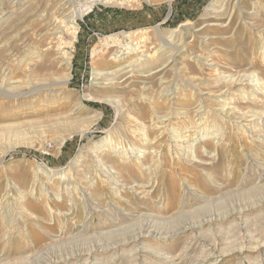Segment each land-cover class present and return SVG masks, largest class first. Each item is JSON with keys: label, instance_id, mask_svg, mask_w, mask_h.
I'll list each match as a JSON object with an SVG mask.
<instances>
[{"label": "rangeland", "instance_id": "374dc122", "mask_svg": "<svg viewBox=\"0 0 264 264\" xmlns=\"http://www.w3.org/2000/svg\"><path fill=\"white\" fill-rule=\"evenodd\" d=\"M2 1L0 12L20 6L21 16L13 20L14 26L13 21L0 24V69L5 67L8 75L0 74L5 82L0 84V264H83L87 254L100 247L96 264H203L206 257L211 264H252L257 253L249 250L264 242V204L259 203L264 181L254 195L242 196L238 189L256 188L264 173V0H224L219 15L211 17L204 15L211 0ZM61 3L68 16L60 15L62 32L43 34L41 15H57ZM73 17L75 35L69 31ZM146 29L145 41L126 36ZM172 29H177L173 40L158 38V32L169 34ZM35 50L42 51L41 57L32 59L37 54L30 52ZM164 53L166 60L160 65L154 61L144 73L154 78L167 71L168 82L155 80L147 95L140 93L138 82L117 89L96 79L95 72L116 69L126 59ZM42 62L49 65L39 71ZM245 73L256 74L252 77L256 86L231 82ZM9 77L21 80L11 83ZM258 87L263 93L255 96L250 90ZM115 95L121 102L118 110L109 100ZM25 96L28 100L22 101ZM179 110L184 113L180 118L175 114ZM159 113L173 117L158 141L162 147L154 160L148 140L155 136ZM197 117L207 121L204 132L200 124L192 127L201 121ZM177 132L189 139L183 143L188 147L175 148ZM105 137L112 146L102 154ZM109 153H125L133 166L149 157L143 168H150L153 180L149 182L145 171L132 175L116 167L107 159ZM205 154L215 157L209 160ZM101 158L107 165H100ZM201 159L212 164L198 162ZM110 170L129 185L137 184L138 190L115 184L108 177ZM143 184L149 193L143 192ZM249 204L255 210L245 218L239 213ZM117 210L129 213L133 225L126 224L123 235L106 236V241L97 234L99 226L107 219L105 214L116 215ZM231 213L235 216L222 225L198 227L200 220ZM147 231L166 237L160 252L142 250L136 237ZM257 263L263 264L264 258Z\"/></svg>", "mask_w": 264, "mask_h": 264}, {"label": "bare ground", "instance_id": "6f19581e", "mask_svg": "<svg viewBox=\"0 0 264 264\" xmlns=\"http://www.w3.org/2000/svg\"><path fill=\"white\" fill-rule=\"evenodd\" d=\"M3 1H5V0H3ZM2 1V2H3ZM103 3H106V2H109V3H112V2H119V3H123V0H101ZM148 1H151V0H148ZM223 2H224V0H211L210 2H209V4L205 7V13H204V15H206L207 17H211V15L213 16V14L214 15H216V16H218L219 15V13L221 12V10H220V8L222 7V5H223ZM42 3V2H41ZM66 3V2H65ZM149 3H151V2H149ZM19 5L20 3H19V1H17L16 2V5ZM39 5V4H38ZM43 6H45V5H43ZM42 6V7H43ZM15 6H11L10 8H6V9H2V11L0 12V24L1 23H3V22H11V21H15V19L16 18H18L19 19V15L21 14H19V12L17 13V11L20 9V6H16L15 8H14ZM32 7H34L33 5H32ZM37 7V6H36ZM39 7H40V5H39ZM14 8V9H13ZM38 8V7H37ZM31 9V8H30ZM40 9V8H39ZM87 9V8H86ZM1 10V9H0ZM65 10H66V6H65V4H64V6H62V3H61V7L58 9V10H56V14L57 15H50L49 13L48 14H45V15H41V18H42V22H43V24L45 25V27L44 28H42V30H41V32H43V34L45 33V35H46V33L48 34V35H55V34H57V33H60V32H62V28H61V26H60V24H61V21H59V18L61 17L60 15H62V17H66V18H68V16H67V13H64L65 12ZM84 10V9H83ZM21 11H22V9H21ZM32 11V10H31ZM35 11V10H34ZM85 11V10H84ZM84 11H82L81 13H79V14H77V16L78 17H82L83 15H84ZM48 12V11H47ZM25 13V12H24ZM35 13V12H34ZM40 13H42V12H40ZM39 13V14H40ZM36 14V13H35ZM223 14V13H222ZM221 14V15H222ZM27 15V14H26ZM226 15V14H225ZM21 16V15H20ZM28 16H29V13H28ZM223 16V15H222ZM27 17V16H26ZM25 17V18H26ZM34 17V16H33ZM39 17H40V15H39ZM220 17V16H219ZM218 17V18H219ZM21 18V17H20ZM36 18V17H35ZM34 19V18H33ZM223 19V18H222ZM21 20V19H20ZM27 20V19H26ZM26 20H24V21H26ZM29 21H30V18L28 19ZM14 21H13V26H14ZM17 21V20H16ZM36 21V20H35ZM38 21H40V19L38 20ZM72 22L73 23V25L70 27L71 29H69V31H71V33H73L74 35L77 33V29H78V26H77V20L73 17L72 19H69L68 20V22ZM20 22V21H19ZM27 22V21H26ZM41 22V23H42ZM65 22H67V20L65 19ZM28 24H29V22H27ZM26 23V24H27ZM16 25H17V22H16ZM212 25V24H211ZM217 25V24H216ZM23 26V25H22ZM42 26V25H41ZM12 27V26H11ZM9 28V27H8ZM25 28V27H24ZM6 29V28H5ZM66 30V29H65ZM157 30H159V29H157ZM176 30L177 29H172V30H170V33L168 34V32H167V34H165V33H163V32H158V38H160V39H162V41H163V39L165 38L166 40L167 39H171V40H173L176 36H177V34H176V36L174 35L173 36V34L176 32ZM199 30V29H198ZM147 31V29L144 31H139V32H134V33H127L126 34V36H135V35H137V37H136V39H133V40H137V43H139V42H142V41H145V40H147V39H149L148 37H145L144 35H143V33H145ZM22 32V31H21ZM141 32V33H140ZM133 34V35H132ZM146 34V33H145ZM18 37V36H17ZM116 37V36H115ZM41 38V37H40ZM109 38H113L114 39V37H109ZM38 40V39H37ZM115 41V40H114ZM105 42V41H104ZM107 42V41H106ZM117 42H118V40H117ZM120 42V41H119ZM170 42H172V41H170ZM18 44V43H17ZM17 44H15V45H17ZM111 44V43H110ZM118 44V43H117ZM174 44V43H173ZM27 45V44H26ZM141 45V44H140ZM159 46V45H158ZM19 47V46H18ZM28 47V46H27ZM141 47V46H140ZM139 47V48H140ZM180 47V46H179ZM24 48V47H23ZM26 48V47H25ZM162 48V47H161ZM16 49V48H15ZM35 49V48H34ZM20 50V49H19ZM27 50V49H26ZM24 51V50H23ZM15 52V51H14ZM19 52V51H18ZM24 52H22L21 51V54H23ZM41 53H42V51L40 52V51H33V52H30V54L32 55H35V54H37V55H35L34 57H32V59H34V58H37V57H41ZM48 53V52H47ZM167 53V52H166ZM166 53H164V54H160L159 56H157L156 58L154 57H150V56H148V57H139V58H136L135 60H131V61H128V62H126L127 61V59H126V61H123L124 63H121L119 66H118V68H116V69H113V70H111V71H108V72H104V71H101V72H95V74H96V76H97V78L96 79H98V80H101V81H104L105 82V84H107V85H109V84H111L110 86H108V88L110 87V88H125V87H127L128 88V86H130L133 82H138L139 84V89H140V91H142V92H140L141 94H144V93H146V95L148 94V93H150L151 92V90H153V87H154V81L156 80H158L159 81V84H164V83H167L168 81L166 80V78L164 77L165 76V74H166V72L167 71H165L162 75L161 74H159V75H156L154 78H152V77H149L150 76V74H147V73H144V72H146V70H149L150 68H151V66H152V64L154 63V61H158V65H160L163 61H165V60H163V58H164V56L166 55ZM14 54V53H13ZM19 54V53H18ZM20 54V55H21ZM24 55V54H23ZM23 55L22 56H20L21 57V59L23 58ZM143 55V54H142ZM146 55V54H145ZM168 55H170V54H168ZM14 56V55H13ZM19 56V55H18ZM25 56H27V55H25ZM144 56V55H143ZM44 57V56H43ZM42 57V58H43ZM170 57V56H169ZM119 58V57H118ZM143 58V59H142ZM121 59V58H120ZM155 59V60H154ZM9 60V59H8ZM20 60V59H19ZM163 60V61H162ZM21 61V60H20ZM26 61V60H25ZM22 62H23V60H22ZM29 62V61H28ZM52 62H53V60H52ZM60 62V61H59ZM126 62V63H125ZM11 63V62H10ZM10 63H8V65L10 64ZM58 63V62H57ZM22 64V63H21ZM29 64H31V62L29 63ZM61 64V63H60ZM12 65H14L13 63H12ZM47 65H49L48 64V62H42L39 66H38V68H37V70H44V69H46V67H48ZM169 65V64H168ZM212 65V64H211ZM28 66V65H27ZM114 66H116V65H114ZM9 67V66H8ZM166 67V66H165ZM1 68H2V66H1ZM5 68V67H4ZM3 68V69H4ZM15 68V67H14ZM63 68V70H66L67 68L65 67V66H63L62 67ZM3 69H0V74H2L3 76H5L6 77V75L7 74H5V73H7V72H5V70H3ZM34 70V69H33ZM162 70H164V67L161 69H158L157 71H154V72H160V71H162ZM10 71H13V69L11 68V70ZM22 71V70H21ZM41 71V72H42ZM34 72V71H33ZM36 72H38V71H36ZM148 72V71H147ZM256 72V71H255ZM186 73V72H185ZM9 74V73H8ZM10 74H11V72H10ZM24 74V73H23ZM65 74V76H64V80H63V82L65 83V84H67L68 83V80H69V72H66V73H64ZM126 75V76H125ZM253 75H256V74H252V73H245V74H242V75H239V76H236L235 78H233V79H231V77H230V79H231V82H236V84H242V85H247V86H250V87H253L252 85H255V83H253ZM8 76V75H7ZM10 76H12V75H10ZM34 76H36V75H34ZM123 76H125L123 79H121ZM137 76H138V79H137ZM139 77H140V79H139ZM0 78H2L1 76H0ZM4 78V77H3ZM32 78V77H31ZM174 78V77H173ZM7 79H9L8 81L9 82H11V83H19V81L21 80H17V79H15V80H13V78H12V80H11V78L9 77V78H7ZM19 79V78H18ZM121 79V80H120ZM3 80V79H2ZM257 80H262L261 78H260V75L258 76L257 75ZM207 81V80H206ZM1 82L2 83H5V82H3V81H1L0 80V84H1ZM22 82V81H21ZM100 82V81H99ZM100 83H103V82H100ZM125 83V84H124ZM195 83V82H194ZM216 83V82H215ZM104 84V83H103ZM104 84V85H105ZM118 84H120V85H118ZM124 84V85H123ZM184 84V83H183ZM235 84V85H236ZM4 85V84H3ZM10 85V84H9ZM13 85V84H12ZM21 85H23L24 86V84H21ZM100 85H102V84H100ZM135 85V84H134ZM180 85V84H179ZM257 85V84H256ZM255 85V86H256ZM10 87H11V85H10ZM18 86H12L11 88H17ZM104 87V86H103ZM166 87V86H165ZM180 87V86H179ZM194 87V86H193ZM197 87V86H196ZM20 88V87H19ZM25 88V87H24ZM105 88V87H104ZM189 88V87H188ZM5 89V88H4ZM166 89V88H165ZM164 89V90H165ZM262 89V87H258V88H253V90L251 89L250 91H252L253 93H254V95L256 96V95H260L261 93H263V92H259L260 90ZM264 89V88H263ZM22 90H23V87H22ZM27 90V89H26ZM25 90V91H26ZM31 90V89H30ZM110 90V89H109ZM123 90V89H122ZM121 91V90H120ZM199 91H200V89H199ZM16 92V91H15ZM111 92H114V90L113 89H111ZM119 92V91H118ZM211 92V91H210ZM24 94L25 93H27V92H23ZM121 93V92H120ZM129 93V92H128ZM173 93V92H172ZM206 93H208V92H206ZM11 94H14V93H11ZM21 94V93H20ZM108 94V93H107ZM19 95V94H18ZM122 95V94H121ZM140 95V94H139ZM175 95V94H174ZM173 95V96H174ZM16 96V95H15ZM22 96V95H21ZM140 96H142V95H140ZM144 96V95H143ZM211 96V95H210ZM26 98H24V100H22V101H26V100H28V98H27V96H25ZM120 97V96H119ZM220 97V96H219ZM117 98V96L115 95V96H111L110 97V101L112 102V104L116 107V109L118 110V108H119V105H121V104H119V100L118 99H116ZM132 98V97H131ZM142 98H144V97H142ZM141 98V99H142ZM146 98V97H145ZM31 100V99H30ZM107 100V99H106ZM121 100V99H120ZM145 101V100H144ZM20 102V101H19ZM34 102V101H33ZM148 102V101H147ZM262 102V101H261ZM78 103V102H77ZM121 103V102H120ZM228 103V102H227ZM230 103V102H229ZM78 105V104H77ZM227 105V104H226ZM228 106H229V104H228ZM229 108H230V111H231V109L232 110H234L233 112H235V108L234 107H228V110H229ZM173 110V109H172ZM227 110V112H225V113H230V111H228ZM168 111V110H167ZM195 112H200V111H194V113ZM202 112V111H201ZM249 112V111H248ZM247 112V113H248ZM168 113V112H167ZM158 114V116H157V120L154 122V128L156 129V131L155 130H153L154 131V133L152 134V136H154V137H152V138H150L149 140H148V142H150L151 144H152V154H151V156H149V157H151V159H156L159 155H160V150H161V147H162V144L160 145L159 143H158V141H159V139H161V136L163 135V133H164V131H166L169 127V125L171 126V119H172V117H170V115L169 114ZM197 113V114H198ZM244 113H246V112H244ZM243 113V114H244ZM252 114H251V116H253V117H256L255 118V120L257 119V117H258V114L256 113V112H251ZM259 113V112H258ZM96 114V113H95ZM174 114V113H173ZM175 114L176 115H178V118H180L179 116L181 115V114H184V113H182V112H180V110H179V112H175ZM250 114V113H249ZM129 115V114H128ZM240 115V114H239ZM242 116V115H241ZM174 117H176V116H174ZM235 118L237 119V120H239L241 117L239 116V117H237V116H235ZM201 119V121H199L198 123H194L193 125H192V127L193 128H196V126H197V124H200L201 125V127L203 128V129H201V131L203 130V132H204V129L205 128H207V121L206 120H204V117H203V119H202V117H200V118H198L197 117V121L198 120H200ZM130 121V120H129ZM233 121V120H232ZM241 122V121H240ZM34 123V122H33ZM28 124V123H27ZM137 125V124H136ZM140 126V125H139ZM41 127V126H40ZM140 127H142V126H140ZM151 127V126H150ZM175 128H177V127H175ZM174 128V129H175ZM144 129V128H143ZM142 129V130H143ZM171 129V128H170ZM134 130V135H136L137 136V130L136 129H133ZM169 130V129H168ZM124 131V130H123ZM144 131V130H143ZM176 131V130H175ZM180 131V129L178 130V132ZM141 132V131H140ZM139 132V133H140ZM177 132V135H174V140H173V142L174 143H177V144H175L174 146H175V148H177V149H179V148H182V147H188V146H184L183 145V143H186V142H188V138L186 137V135L185 134H181V133H178ZM171 133V132H170ZM129 135V134H128ZM133 135V136H134ZM20 137H21V135H19ZM24 137V136H23ZM19 138V137H18ZM25 138V137H24ZM29 138V137H28ZM18 140V139H17ZM23 140V139H22ZM28 140H31V139H28ZM25 142V141H24ZM156 142L160 145V146H158L157 144H156ZM103 143H105V146L104 145H102V146H100V150H102V154H103V152H104V154L106 153V150H108L109 148L107 147L111 142L110 141H108V139L105 137L104 138V140H103ZM109 143V144H108ZM163 143V142H162ZM18 144H21V143H18ZM11 145V144H10ZM26 145V144H25ZM183 145V146H182ZM16 146V145H15ZM110 146V145H109ZM112 146V145H111ZM110 146V147H111ZM139 147V146H138ZM115 147H113V149H114ZM159 149V150H158ZM7 150V149H6ZM11 150H12V148H11ZM190 151V150H189ZM193 152V151H192ZM194 152H196V151H194ZM6 153V152H5ZM190 153V152H189ZM1 154H3V153H1ZM108 154V153H107ZM110 155H109V158H107V159H109V161H111V162H113L112 164H114L116 167H118V168H122V169H124V170H126L127 172H129L130 174H135L137 171H145L144 170V168L143 167H145V165L148 163V158L149 157H145L144 159H142L141 161H140V163L138 164V165H132V164H130V163H128V160H130L129 159V157H127L126 156V154L125 153H119L118 155H116L115 153H109ZM210 154V153H209ZM212 154V153H211ZM95 155V154H94ZM97 155V154H96ZM198 155V154H197ZM101 156V155H100ZM205 156H207L208 158H209V160H211V159H213L215 156H212V155H208V154H205ZM100 158V157H99ZM104 158V157H103ZM106 158V157H105ZM154 159V160H155ZM158 159V158H157ZM156 159V160H157ZM192 159V158H191ZM194 159V158H193ZM216 159V158H215ZM97 160H98V158H97ZM100 161H101V163H100V165L102 164V166L103 165H107L106 164V162H104L103 161V159L101 158V159H99ZM104 160H106V159H104ZM195 161H197V160H195ZM2 162V161H1ZM1 162H0V164H1ZM198 162H200V163H202V164H205V165H211L212 164V162L210 163V162H208V161H202V159L201 160H199ZM98 165H99V163H97ZM136 164V163H135ZM85 165V164H84ZM110 166V165H109ZM99 167V166H98ZM105 167V166H104ZM104 167H102V168H104ZM107 167V166H106ZM135 167V168H134ZM150 167V166H149ZM156 167V166H155ZM101 168V167H100ZM153 168V167H152ZM218 168V167H217ZM216 168V171L218 170ZM49 170H50V168H48ZM98 169V168H97ZM109 169H111V167L109 168ZM148 169H150V168H148L147 167V169H146V173L148 174V171H150V170H148ZM210 169V168H209ZM55 169H53V170H51V171H54ZM99 170V169H98ZM264 170V169H263ZM46 172H48V171H46ZM219 172V171H218ZM142 173V172H141ZM150 173V172H149ZM152 173V172H151ZM116 174H117V172H115V170L114 171H112V170H110L109 171V175H108V177H110V180H116V182H115V184H117V182H120L121 184H118L119 186H127L128 187V183L127 182H124L125 180L123 179L122 180V178H124V177H122L121 178V176H120V174L118 175V176H116ZM146 174V175H147ZM148 176H149V174H148ZM118 177H120L121 178V180L120 179H118ZM147 177V176H146ZM253 178V177H252ZM109 180V181H110ZM153 180V176L151 175V176H149V182H151ZM258 181L259 182H256L258 185L256 186V188H253L252 187V189H243L242 187L241 188H239L238 189V191H239V194L240 195H242V196H249V195H254V194H256V193H259V191H260V188L262 187L260 184H262V182L264 181V173H262L261 175H259L258 176ZM112 182V181H111ZM131 184L129 185V188L130 189H137L138 190V185L137 184H133L132 182H130ZM155 184V183H154ZM214 185V184H213ZM118 186V187H119ZM116 187H117V185H116ZM140 187V186H139ZM146 186H144V184H143V192L144 193H149V190L148 189H146L145 188ZM219 188V187H218ZM140 190V189H139ZM50 192V191H49ZM140 193V192H139ZM151 198V197H150ZM200 203H201V201H199ZM256 203H257V201H256ZM259 203H260V205H262V204H264V197H262L261 199H260V201H259ZM251 204H249V205H247L245 208H243V210H241L240 211V213L239 214H243V215H245L246 217L245 218H249V211H251V210H255L254 209V205H251ZM259 205V206H260ZM98 206V205H97ZM257 206V205H256ZM263 206V205H262ZM99 207V206H98ZM101 207V206H100ZM259 208V207H258ZM91 209V208H90ZM95 209V211L96 212H99V215H104L103 213L104 212H102L101 210L102 209H97L96 210V208H94ZM105 209V208H104ZM108 209V208H107ZM111 209V208H110ZM109 209V210H110ZM190 209V208H189ZM108 210V211H109ZM115 210V209H114ZM120 210V209H119ZM186 210V209H185ZM263 210V209H262ZM116 211V210H115ZM258 211V210H257ZM261 211V210H260ZM112 212V211H111ZM117 212H118V214H116V215H112V216H109V215H106L105 214V216H108V217H106L107 219L105 220V221H103V220H101V221H103L102 223H101V225L99 226V232L97 233V234H99V235H102L103 237L105 236V240L107 241V238H106V236H121V235H123V233H125V231H126V228H127V226H125L126 224H128V226L131 224V225H133L132 223H130V221L132 220V217H131V215L129 214V213H120L118 210H117ZM116 212V213H117ZM195 212V211H194ZM110 213V212H109ZM186 214V213H185ZM192 214V213H191ZM133 215V214H132ZM255 215V214H254ZM97 216H98V214H97ZM235 215H233L232 213L231 214H224V215H218V216H216L215 218H212V219H210V220H200L199 222H198V227H203L204 225H206V224H220V225H222V223L224 224V222L225 221H227V220H229L230 218H232V217H234ZM184 217V216H183ZM187 217V216H186ZM192 217V216H191ZM214 217V216H213ZM101 218V217H100ZM256 218V217H255ZM134 219V218H133ZM183 219V218H182ZM197 220V219H196ZM195 220V221H196ZM240 220V219H239ZM134 221V220H133ZM179 221V220H178ZM194 223V222H193ZM226 223V222H225ZM231 224V223H230ZM130 225V226H131ZM135 225V224H134ZM193 225V224H192ZM194 226V225H193ZM145 227V226H144ZM143 227V228H144ZM205 227V226H204ZM213 227V226H212ZM212 227H211V229H212ZM188 228V227H187ZM186 228V229H187ZM189 228H191V226L189 227ZM229 228V227H228ZM131 229V228H130ZM132 229H134L133 227H132ZM192 229V228H191ZM200 229H202V228H200ZM128 230V229H127ZM145 230H147V229H145ZM129 231V230H128ZM183 231V230H182ZM136 232V231H135ZM140 233V232H139ZM96 234V235H97ZM179 234H181V232L179 233ZM158 235L159 234H157V236H153V234L152 233H150V231H147V232H143V233H140L136 238H137V241H141L142 243H143V245L141 244V246H143L142 247V250L144 251H151L150 249H158L159 250V252L161 251V249L163 248V243H165L167 240H166V237H162V236H159L158 237ZM185 235V234H184ZM130 236V235H129ZM136 236V235H135ZM171 236V235H170ZM169 236V237H170ZM109 239V238H108ZM172 239V238H171ZM174 239V238H173ZM125 240V239H124ZM131 240V239H130ZM131 241H133V240H131ZM173 241V240H172ZM172 241H171V243H172ZM176 241H177V239H176ZM252 241V240H251ZM260 241V240H259ZM263 241V240H262ZM111 242V241H110ZM116 242V241H115ZM256 242V241H255ZM176 244L177 245V243L175 242V241H173V244ZM187 243V242H186ZM250 243V242H249ZM119 244V243H118ZM125 242L124 243H122L121 244V247H119V249H121L122 247L124 248V246H125ZM132 244V243H131ZM170 244V243H169ZM136 245V244H135ZM148 245V246H147ZM149 245L150 246H153V247H155V248H151V247H149ZM137 246V245H136ZM104 247V246H103ZM134 247V246H133ZM149 247V248H148ZM171 247V246H170ZM173 247H175L174 245H173ZM101 248V247H100ZM100 248L98 249L97 248V250L95 249L94 251H91V252H89L88 254L86 253V252H84V254H87V256H86V258L84 259V261H85V263H89L90 261H92L94 264H96V262L98 261V259H97V257H98V255H101L102 254V249L100 250ZM122 248V249H123ZM136 248V247H135ZM161 248V249H160ZM166 248H169V246L167 247V245H166ZM248 248V247H247ZM107 249V248H106ZM115 249V248H114ZM131 249V248H130ZM137 249H138V247H137ZM139 249H141L140 248V246H139ZM138 249V250H139ZM111 250V249H110ZM136 250V249H135ZM168 250V249H167ZM173 250V249H172ZM179 250V249H178ZM106 251H109L108 249L106 250ZM122 251V250H121ZM157 251V250H156ZM187 251V250H186ZM249 251H255L257 254L252 258V257H250V258H252L251 259V261H252V264H259V263H257V261H258V259L259 258H264V242H262V243H258L256 246H254V247H251V249L249 250ZM125 252V251H124ZM135 252V251H134ZM101 253V254H100ZM108 253V252H107ZM138 253V252H137ZM185 253V252H184ZM241 253V252H240ZM105 254V253H104ZM104 254H103V257H104ZM149 254V253H148ZM153 254V253H152ZM155 254V253H154ZM187 254V253H186ZM189 254V253H188ZM215 254V253H214ZM107 256L109 255V254H106ZM137 255V254H136ZM142 255H143V253H142ZM164 255V254H163ZM180 255V254H179ZM183 255V254H182ZM82 256H83V254H82ZM114 256V255H113ZM125 256V255H124ZM153 256H155V255H153ZM161 256V255H160ZM207 256V255H206ZM215 256V255H214ZM217 256V255H216ZM78 257H80V258H82L81 256H78ZM102 257V258H103ZM109 257H110V255H109ZM127 257V256H126ZM149 257V256H148ZM165 257V256H164ZM167 257V256H166ZM166 257L164 258V259H166ZM212 257V256H211ZM99 258V257H98ZM105 258H106V256H105ZM110 258H112V257H110ZM150 258V257H149ZM182 258H183V256H182ZM181 258V259H182ZM214 258V257H213ZM249 258V259H250ZM20 259H21V257H20ZM75 259H76V257H75ZM97 259V260H96ZM210 259L211 258H209V257H206L204 260H203V264H207L209 261H210ZM100 260V259H99ZM111 260V259H110ZM145 260V259H144ZM143 260V261H144ZM161 260V259H160ZM193 260V259H192ZM78 261V260H77ZM104 261H106V260H104ZM162 261V260H161ZM175 261V260H174ZM80 262V261H79ZM99 262V261H98ZM97 262V263H98ZM100 262H101V260H100ZM107 262V261H106ZM145 262V261H144ZM168 262V261H167ZM172 262V261H171ZM176 262H177V260H176ZM175 262V263H176ZM215 262V261H214ZM85 263H83V264H85ZM164 263V262H163ZM166 263V262H165ZM174 263V262H173ZM182 263V262H181ZM212 263V262H211ZM211 263H208V264H211ZM92 264V263H91ZM129 264H131V263H129ZM157 264H159V263H157ZM180 264V263H179ZM200 264V263H199ZM202 264V263H201ZM214 264V263H213ZM264 264V263H263Z\"/></svg>", "mask_w": 264, "mask_h": 264}]
</instances>
